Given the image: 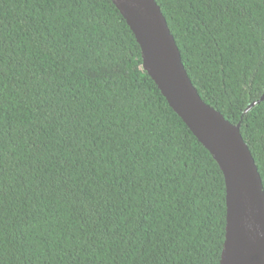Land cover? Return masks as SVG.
I'll return each instance as SVG.
<instances>
[{"label":"trees","instance_id":"trees-1","mask_svg":"<svg viewBox=\"0 0 264 264\" xmlns=\"http://www.w3.org/2000/svg\"><path fill=\"white\" fill-rule=\"evenodd\" d=\"M156 1L264 184V100L245 112L264 93V0ZM0 41V264H219L223 172L114 2L0 0Z\"/></svg>","mask_w":264,"mask_h":264},{"label":"water","instance_id":"water-1","mask_svg":"<svg viewBox=\"0 0 264 264\" xmlns=\"http://www.w3.org/2000/svg\"><path fill=\"white\" fill-rule=\"evenodd\" d=\"M112 1L140 44L144 70L223 172L227 214L219 264H264V184L241 122H231L201 97L156 0ZM263 100L264 93L245 112Z\"/></svg>","mask_w":264,"mask_h":264},{"label":"snow or ice","instance_id":"snow-or-ice-1","mask_svg":"<svg viewBox=\"0 0 264 264\" xmlns=\"http://www.w3.org/2000/svg\"><path fill=\"white\" fill-rule=\"evenodd\" d=\"M2 47H3V45H2V41H0V53H2ZM0 139H2V137H0ZM80 147H81V148L84 147L83 142L81 143ZM88 155H89V156L92 155L90 151H89ZM85 158L87 159V157H85ZM96 162H97V164H100L102 167H103L105 164L108 163L107 161H102V160H100V159H97ZM173 180H174V182H175V184H176V187H177L178 189H180V191L175 192V196H176L177 198H180V197H182L185 193H184V189L181 187V185L183 184L184 181H183V178H182L181 173H180L179 171L176 172V173H174ZM0 193H2V187H0ZM110 198H111V196H110V194H108V199H110ZM106 203H108V200H107V199L105 200V204H106ZM90 207H91V209H92V214H93L94 216H96L97 221H98V220H99V211L96 209L95 205H91ZM0 211H2V200H0ZM136 242H139V243H141L142 245H144L145 249H150L151 245L154 243L153 240H148L147 237H146V235H145V237H143V238H141V237H136L135 240H129V241H128L129 245H130V246H133V247L135 246V243H136Z\"/></svg>","mask_w":264,"mask_h":264}]
</instances>
